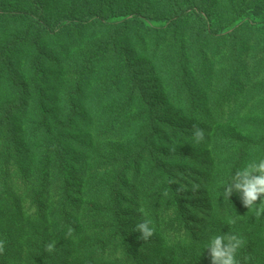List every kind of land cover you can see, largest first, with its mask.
<instances>
[{"label":"trees","instance_id":"1","mask_svg":"<svg viewBox=\"0 0 264 264\" xmlns=\"http://www.w3.org/2000/svg\"><path fill=\"white\" fill-rule=\"evenodd\" d=\"M262 157L264 0H0V264H140L124 209L182 228L198 190L210 209L182 264H211L229 231L264 264V218L223 198Z\"/></svg>","mask_w":264,"mask_h":264},{"label":"clouds","instance_id":"2","mask_svg":"<svg viewBox=\"0 0 264 264\" xmlns=\"http://www.w3.org/2000/svg\"><path fill=\"white\" fill-rule=\"evenodd\" d=\"M192 139L197 144L206 140L205 130L199 124L192 125ZM234 193L239 194L243 206L252 212L255 218H264V157L250 160L243 168L235 171L224 184V199L230 201ZM226 223L231 227L235 225L236 220L228 217ZM133 231L140 233L139 239L144 242L155 235V227L148 219L135 224ZM73 233L74 229L69 226L65 238L72 237ZM245 243L240 234L232 231L211 236L206 244L211 264H242L238 255ZM56 247L55 241H50L45 245V251L53 253ZM5 250L6 241L0 239V255H3Z\"/></svg>","mask_w":264,"mask_h":264},{"label":"rangeland","instance_id":"3","mask_svg":"<svg viewBox=\"0 0 264 264\" xmlns=\"http://www.w3.org/2000/svg\"><path fill=\"white\" fill-rule=\"evenodd\" d=\"M36 162H38V159H36L35 163ZM16 182L17 184H19L18 181ZM12 185L13 187H15L14 182L12 183ZM24 188V185L19 184V192L16 185V188H14L10 193L17 194L18 191V195L20 197V194H22ZM128 189L134 191L135 188ZM200 191L201 190L195 192L188 191L187 196L185 192H182L184 196H186L185 201L190 205V207L188 208L189 213L184 219L186 226L182 228H180L179 226L176 227L174 219L168 217L167 219L162 221L160 230L158 232H155V235L146 242L139 239L140 233L133 231V229L135 228V224L140 223L145 219L141 215L145 211L146 202L141 200L138 208H135L134 206L133 208L127 206L124 209L128 232L133 240V252L139 251L144 254L142 260L139 262L140 264H182V259L180 257L182 248L189 242V238L192 236V233L195 231V229H197L198 225L203 221L204 215L210 209L207 199L203 198L202 196H198L201 193ZM191 195H193V197H190ZM135 209L138 210L136 211ZM1 212L2 210H0V213ZM19 224L20 222L18 221L12 223L15 228H19L21 226ZM0 229H2L1 226ZM192 229H194V231H191ZM73 255H75V257L68 261L69 264L85 263L84 258L78 255V252H74ZM98 257L100 258V256ZM124 257L125 256H123L121 252L109 251L104 258L111 262V264H127ZM18 261L21 262L22 260Z\"/></svg>","mask_w":264,"mask_h":264}]
</instances>
